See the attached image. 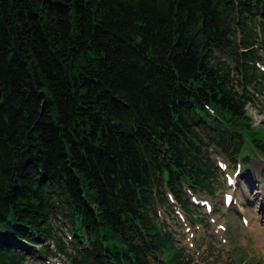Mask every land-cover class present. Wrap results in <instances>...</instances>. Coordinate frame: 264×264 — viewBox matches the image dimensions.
<instances>
[{
  "label": "trees",
  "instance_id": "16d2710c",
  "mask_svg": "<svg viewBox=\"0 0 264 264\" xmlns=\"http://www.w3.org/2000/svg\"><path fill=\"white\" fill-rule=\"evenodd\" d=\"M259 52L264 0H0V264L48 253L56 214L73 264H186L156 203L212 191L211 145L264 154Z\"/></svg>",
  "mask_w": 264,
  "mask_h": 264
},
{
  "label": "rangeland",
  "instance_id": "374dc122",
  "mask_svg": "<svg viewBox=\"0 0 264 264\" xmlns=\"http://www.w3.org/2000/svg\"><path fill=\"white\" fill-rule=\"evenodd\" d=\"M247 110L249 115L253 118L255 125L264 126V98L258 96L255 104H249L247 106ZM220 153L221 152L218 154ZM255 166V175L258 178L257 184L260 188L264 186V174H261L262 171L264 172V160L256 156V160H251L246 167L243 166V171H246V174L249 177V171H252V167ZM260 178L261 181L259 182ZM221 185L222 187L215 197L205 194H201L200 196L209 197L214 201L215 212L213 216L218 219L219 224L228 226V234L224 233L225 237L229 238L228 244L221 243L220 237L215 232L217 230L216 227L211 226L209 231H206V227V230H203L201 227L197 228V232L195 233L197 234V239L195 242L197 243L200 239H204L200 247H197V245L191 247L190 241H188V239L191 238V234L187 233L185 230L182 231L181 228H179L178 237L181 245L184 247L185 251L189 253L188 255H192L194 263L196 264H236V262H238V264H264V250L258 245V240L251 227L245 228L241 224V215L243 210L250 208L252 213L256 212L254 214H257V211L260 208L258 206L259 203L247 204L244 201V204H241L239 201L238 206L233 207L230 210H226V208H223L222 204V194L226 189L224 179L222 180ZM249 188V184L245 183L241 189L244 192V195H240L242 200H244L245 195H247ZM248 193L250 194L248 195L252 197L253 194L251 192ZM204 213L206 212L203 211V214ZM210 223L208 225H210ZM199 242H202V240ZM230 250L233 251V255L230 254ZM210 256L211 258L205 260L206 257ZM235 257L237 261L235 260ZM242 258H245L244 262L241 261ZM28 260L35 261V264H46L45 262L41 263V257L37 260L31 257L28 258ZM64 264H67V262H64Z\"/></svg>",
  "mask_w": 264,
  "mask_h": 264
},
{
  "label": "bare ground",
  "instance_id": "6f19581e",
  "mask_svg": "<svg viewBox=\"0 0 264 264\" xmlns=\"http://www.w3.org/2000/svg\"><path fill=\"white\" fill-rule=\"evenodd\" d=\"M255 167H252L250 180H249V191H247V197H245V201L252 203H261L264 205V186L259 188L257 184V177L255 175ZM248 192H251L253 195L252 197L248 196ZM250 195V194H249ZM249 217H247V215ZM244 215L249 219V226L251 227L252 231L254 232L255 237L258 240V245L264 250V225L260 223L257 219H255V214L252 213L250 208L244 210Z\"/></svg>",
  "mask_w": 264,
  "mask_h": 264
},
{
  "label": "water",
  "instance_id": "95a60500",
  "mask_svg": "<svg viewBox=\"0 0 264 264\" xmlns=\"http://www.w3.org/2000/svg\"><path fill=\"white\" fill-rule=\"evenodd\" d=\"M0 97H1V90H0Z\"/></svg>",
  "mask_w": 264,
  "mask_h": 264
}]
</instances>
